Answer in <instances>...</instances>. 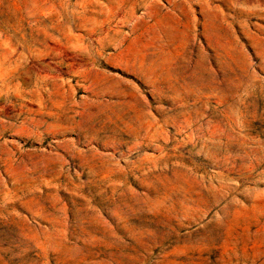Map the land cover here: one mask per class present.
<instances>
[{
    "label": "rangeland",
    "instance_id": "1",
    "mask_svg": "<svg viewBox=\"0 0 264 264\" xmlns=\"http://www.w3.org/2000/svg\"><path fill=\"white\" fill-rule=\"evenodd\" d=\"M0 264H264V0H0Z\"/></svg>",
    "mask_w": 264,
    "mask_h": 264
}]
</instances>
